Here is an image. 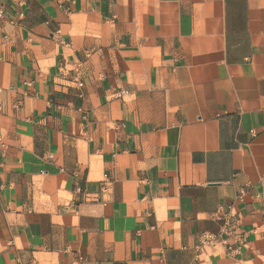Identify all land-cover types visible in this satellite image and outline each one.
<instances>
[{
	"label": "crops",
	"instance_id": "0c3cea01",
	"mask_svg": "<svg viewBox=\"0 0 264 264\" xmlns=\"http://www.w3.org/2000/svg\"><path fill=\"white\" fill-rule=\"evenodd\" d=\"M0 264H264V0H0Z\"/></svg>",
	"mask_w": 264,
	"mask_h": 264
},
{
	"label": "built area",
	"instance_id": "2783aa9c",
	"mask_svg": "<svg viewBox=\"0 0 264 264\" xmlns=\"http://www.w3.org/2000/svg\"><path fill=\"white\" fill-rule=\"evenodd\" d=\"M125 93H122V95H124ZM209 240H211V238L210 237H207V236H205L204 237V242L206 243V242H208ZM231 250V249H230ZM230 252H233V251H230Z\"/></svg>",
	"mask_w": 264,
	"mask_h": 264
}]
</instances>
